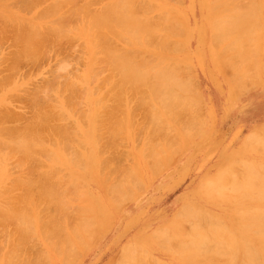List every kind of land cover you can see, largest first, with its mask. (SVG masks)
<instances>
[{
    "label": "rangeland",
    "instance_id": "rangeland-1",
    "mask_svg": "<svg viewBox=\"0 0 264 264\" xmlns=\"http://www.w3.org/2000/svg\"><path fill=\"white\" fill-rule=\"evenodd\" d=\"M29 1L0 0V28L2 29L0 31L4 33L3 35L5 31H8L5 36H2L0 32V78H2L0 79L2 85H0V110L4 107L1 113L5 111L3 115L0 113L3 117H0V128L1 125H6V129L7 126L14 129L12 126L16 128L19 125L23 128L27 126L30 128L29 126L32 127L34 122L38 124L39 121V124L40 122L42 124L41 126L38 124V127L43 126L46 129L36 128V126L35 128L38 131L41 130L39 133L46 150L32 148L30 152H26L11 149L10 146L0 148V264H192L196 260L188 262L191 258L187 256L190 254L189 245L191 247L189 235L192 238L197 237L190 234L192 227L197 228L194 234L200 231L198 227L202 228L203 222H207V215H210V218L214 217L216 221L221 220L219 223L225 224L227 228L233 227L239 223L234 222L238 220L237 210L256 208L260 205L258 204L260 200L255 198V192L247 190V181L248 178L255 182L264 181V136L252 139V136L261 135L264 132L262 131L264 129V0H239L237 3L239 6L235 3L231 5V9L238 6L241 11L250 9L251 12L250 31L246 32V37L244 33L243 36L234 35L243 43L242 47L237 43L235 46L231 43V45L224 42L218 43L219 41L216 42L217 47L212 44L215 43V39H212L214 23L211 25L213 16L210 3L213 2L212 0H153L155 3L152 0L139 1V4L150 3L145 6L146 8L151 6L152 11L148 8L146 10L149 12L145 13L146 10L142 12L153 21L150 19V22L148 19L146 21L150 24L152 22H155L154 25L158 24L156 28L152 24L157 33H155L156 37L152 36L150 44L147 40L148 43L144 42L145 45L143 39L140 45L135 34L129 30L131 27L133 32V23L132 25L129 23L128 27L125 26L127 22L124 24L126 28L119 23L117 27L115 22L116 26H114L113 21L112 24L107 22L110 26L113 25L115 32L112 35L110 34L112 32L105 31L109 28L106 25L107 28H101V30L104 29L107 36L101 40L103 37L100 35L103 32L100 29L95 30L96 26L92 25L91 16L96 18L95 8L99 11L101 6L103 10L108 11L113 7L108 5L111 2L115 4V0H100L101 2L97 0L96 3L92 0L93 4L88 3L91 6L87 5L88 0H78V3H76L77 0H69L70 3L64 0L65 7L63 0L62 2L56 0L59 6H63L58 8L59 11L54 6L57 13L55 10V13L48 11L51 9L49 8L51 4L58 5L55 0H32L35 7L32 4L30 6ZM73 1L75 3L72 5ZM134 1H129L128 9ZM229 1L231 0H227ZM22 2L28 3L24 6ZM118 2L119 0L116 3ZM151 3L158 7L155 8L154 5L153 10ZM26 4L27 6L29 4V8ZM69 5H72L75 10L69 9ZM114 8L117 9L116 4ZM137 8L135 7L138 11L143 9ZM114 11L115 9L112 13ZM129 11L133 12L134 8ZM38 12H40L39 15H36ZM46 12V17L42 18ZM51 12L55 15L50 14ZM66 12H68L67 15ZM107 13H110L109 16L107 14L109 18L112 14L111 10ZM164 13L168 15L162 16ZM146 15H142L144 19L147 18ZM37 16L42 17L36 18ZM88 17L91 19L89 21L91 25L87 22ZM154 17L156 20L160 19L159 23L154 21ZM161 17L165 18L162 22H160ZM167 17H170L169 21H166ZM54 19L57 23L51 22ZM67 19L69 20L66 23ZM163 21H165L164 25L160 26L159 24ZM28 25H31L32 29H29ZM173 25H175L174 28ZM11 26L14 27L10 29ZM159 26L163 32L157 30ZM165 26H168L167 31L174 29L171 32L172 36L163 30ZM28 29L38 30V36L42 38L45 36L43 38L45 42L40 43L43 39L38 38L37 35L35 37L34 30L31 35ZM13 31L16 32L14 37ZM165 32V38L167 35L169 37L164 43L170 41L169 47L164 48L163 46L164 49H160L161 41L158 42V39L165 40L163 37ZM22 33L27 36H21ZM147 34L143 32L145 38L148 37ZM95 35L101 41L95 39ZM11 36L12 39H10ZM3 37L4 40H2ZM37 38L39 41H35ZM17 39H22V43ZM156 40L158 45L155 46ZM34 42H37L39 47ZM43 44L45 46L41 47ZM224 44L226 46H221ZM22 45L25 49L28 48L25 50L27 52L23 50ZM25 45L31 48H26ZM154 46L156 48H153ZM118 47L119 49L122 47V51L117 49ZM113 49L117 50L113 52ZM221 49H225V52H221ZM23 51L25 54H30L31 58L28 54L22 53ZM33 52L35 54L37 52L36 56ZM237 52L239 55L244 52L243 57L241 56L242 60L239 59ZM12 54L14 57L11 56ZM235 54L238 57H236L237 62L241 64H235ZM156 56L158 60L162 56L169 58H160L165 59L166 62L169 61L164 64L161 60L162 63L157 66L161 73L165 74L166 70V74L168 70L171 73L168 72L165 76L167 79L165 77L162 80L159 79L160 82H156L158 79L155 78V83L163 88L157 85L158 90L155 91V83L153 88L151 83L148 82L145 85L143 82L144 77L148 73L150 75L151 71L148 67L151 65L150 69L153 72L157 67L153 68V64L156 61L159 63ZM11 57L15 59L12 58V60ZM140 59H144L141 60L144 65L140 69H145V74L143 73L145 76L142 74L136 76L137 73L142 72V70L138 71L139 66L137 70L131 66V72L126 73L129 70L128 65L135 64L136 66ZM232 63L235 68L236 66L241 67L236 68L240 71L236 72L235 68L232 71L230 68L233 67ZM4 66H9L11 70H5ZM16 66L19 68L16 70L18 72L15 71ZM162 66L165 68L167 66V68L164 69ZM122 68L125 71H122ZM235 72L238 74L232 80ZM122 74L132 75V81L128 82L130 77L127 76L128 79L123 77L122 80ZM133 74L137 79L143 78L140 86L136 85L138 83ZM237 78L238 80H235ZM133 80L134 83H132ZM165 80L168 86L167 82L162 85V81ZM171 80H174L172 85ZM66 81L70 83L71 89ZM71 82H74L73 86ZM62 83L66 84L67 88ZM38 87L46 89H42V92L41 89L36 90ZM72 87L75 88L74 91ZM150 87L158 95L161 91L165 92L166 95L163 93L165 96L160 95L164 99L160 100V96L156 99L155 92L153 93L155 99H153ZM171 89L174 94L171 93ZM45 90L47 96L44 95ZM25 91H28V94ZM166 91L172 96L180 97L182 101L180 98L179 101L182 105L175 102L177 98L173 99L172 103L170 99L174 97L170 94L167 97ZM21 93L23 97L20 96ZM28 95L31 98L27 97ZM26 98L29 101L32 100L29 102ZM45 99L48 100L45 101ZM37 104H42L40 109L43 110L41 111L53 107L54 112L51 109L49 114L53 112L50 116L54 118L47 116L46 110L44 114H47L45 118L48 121L42 118L44 116L42 114H40L42 119L40 116L34 119V115L37 116L39 112L43 113L39 111ZM31 109L37 114L33 111L35 114L33 113L32 116ZM8 112L10 119L6 117ZM19 112L21 115H16ZM23 114L27 116L22 117ZM14 118L19 119L14 120ZM11 123L13 125L10 127ZM55 126L59 128L57 127L56 130ZM22 127L17 128L19 131L16 135L7 136V138L11 137V140L6 139L7 132L2 127L4 130L1 128L0 133L5 134L3 136L5 138L0 135V140H9L15 144L14 140L18 139L20 131L23 130ZM49 127L50 129L52 127L53 131L49 130ZM57 131H59L58 134ZM47 132L48 136L45 134ZM57 136L59 137L58 142ZM48 137L56 139L49 140ZM246 138L256 142L251 143L250 140L247 142ZM261 138L262 143H260ZM51 141L56 143H51ZM244 164L252 168L250 169L252 171L249 170L250 174ZM258 166H261L260 170ZM241 167L247 171L243 172ZM226 170L229 171L231 177ZM235 178L237 182L233 181ZM219 180L220 183H217ZM236 184L237 187L239 185V189L242 187L239 193L236 192L239 189L233 186ZM216 186L220 192L215 189ZM31 187L32 189L41 188L48 192L57 191L58 194L47 192L44 195L28 196V189ZM233 188L237 190L234 191ZM56 200H62L59 206L54 204ZM31 201L36 203V206L33 203L31 205ZM189 206H193V209L189 208L190 211L187 208ZM176 216L178 217L175 218ZM26 217L31 220H27ZM197 218H201V221ZM196 221L201 222V225ZM192 223H196L197 226ZM47 229L50 232L54 230L55 235L45 237ZM169 235L172 239L171 236L169 239ZM154 237L157 239L154 240ZM55 243L59 244L58 247L62 252L57 251ZM211 243L209 241L208 245ZM186 256L189 259L184 260L183 257ZM221 263V260L213 262V264Z\"/></svg>",
    "mask_w": 264,
    "mask_h": 264
},
{
    "label": "bare ground",
    "instance_id": "bare-ground-1",
    "mask_svg": "<svg viewBox=\"0 0 264 264\" xmlns=\"http://www.w3.org/2000/svg\"><path fill=\"white\" fill-rule=\"evenodd\" d=\"M21 1V0H20ZM29 1V0H28ZM30 1H32V0H30ZM29 1V3H30V6H31V4L32 3H34L33 1L32 2H30ZM36 1H40V0H36ZM56 1V0H55ZM55 1H54V3H55ZM61 2H62V0H60ZM72 1V0H71ZM87 1V0H86ZM100 1V0H99ZM98 1V2H99ZM129 1H132V0H129ZM129 1H127V0H119V2L118 3H116L117 2V0H115V4H116V6H117V9L116 8H114V6H115V4H113L114 2H111V4H109L108 2V4H106V5H108L109 7H111V5L113 6L112 8H110L108 11L110 12V10H111V13H112V11L115 9V11L111 14V16H112V18H111V16L108 18V16L110 15V13H107L108 11L107 10H103L104 8H102V6H101V9H99V11L97 10V8H95L96 9V11H95V13L94 12H92V14L94 13L95 14V16H96V18L95 17H93V16H91L92 18H93V23H92V25H94V27L96 26V29L95 30H98V29H100L101 30V28H107V27H109V28H107V29H105V31L107 30L108 31V33L109 32H112V33H110V34H112L113 35V32H115L114 30V27H113V25H111L112 26V28H111V26H110V24H112V21H113V24H114V26H116L117 25V27H118V23L119 24H121V25H123L122 27H124V28H126L125 26H128V24L130 23H133V25H134V30H133V32H132V28L131 27H129L130 29V31H131V33L132 34H135V36H136V38H137V41H140V45H142V43H141V41H142V39H143V43L144 42H146L147 40H149L148 42H146V43H148V44H150V41H152L151 40V38H153L152 36H154V37H156V35H155V33H156V30L154 29V27H152V24L154 25L155 24V22L153 23L152 22V24H150L149 22H150V20L151 21H153V19H151L150 17H148L145 13L146 12H149V11H147L146 9H148V10H151L150 9V7L151 6H149L148 8H146L147 6H145L146 4L148 5V4H150L149 2H145V4H143V3H141V4H139V1L141 2V1H143L144 2V0H135L134 1V3H136L137 4V2H138V4L136 5V4H134L133 2H131V3H133L132 5H134V7H132V5H130V9H128V3H129ZM137 1V2H136ZM146 1V0H145ZM147 1H149V0H147ZM153 1V0H152ZM213 2L212 3H210V8H211V12H212V16H213V18H212V23H211V25H213V23H214V25H213V35L214 36H212V39L214 38L215 39V43H212L215 47H217L216 46V42L217 41H219L218 43H222V42H224L225 44H228V45H231V44H236L237 43V45H239V46H244L243 45V43L242 42H240L239 41V39H236L235 37H234V35H240V36H243V33H244V37H246L245 35H246V32H249L250 31V27H249V25H250V17H251V12H250V9L249 10H243V11H241L239 8H238V6H239V4H237L238 3V1L239 0H236V2H235V0H231V1H229V2H227V0H225V1H222V0H212ZM24 2V1H23ZM21 3L22 5L24 4V6H25V3H28V2H25V3ZM44 2V1H43ZM59 2V1H58ZM61 2H59V3H61ZM63 2H64V0H63ZM66 2H68V3H70L69 2V0L68 1H66ZM90 2V4H93V2H92V0L90 1V0H88V2H86L87 3V5L89 6L90 4H88ZM92 2V3H91ZM95 3L97 2V0H95L94 1ZM101 2V1H100ZM154 2V1H153ZM16 3V2H15ZM41 3V2H40ZM40 3L38 4V5H40ZM50 3V2H49ZM49 3H47V4H49ZM56 3H57V1H56ZM67 3V4H68ZM73 3H75V1H73L71 4L73 5ZM76 3H78V0H77V2ZM130 3V4H131ZM155 3V2H154ZM237 4L238 6L236 7V8H234V9H231V5H235V4ZM20 4V5H21ZM35 4H37V3H35ZM46 4V5H47ZM51 4V3H50ZM58 4V3H57ZM144 6H143V5ZM10 5V4H9ZM33 5V4H32ZM45 5V6H46ZM65 5V2L63 3V6ZM72 5L70 6V7H68L69 9H71V10H73V7H72ZM79 5V4H78ZM84 5H85V3H84ZM87 5H85V6H87ZM97 5H99L98 3H97ZM119 5V6H118ZM136 5V6H135ZM141 5V7H139V6ZM151 5H153L152 3H151ZM155 5V8L156 7H158V5L156 6V4H154ZM154 5L152 6V8H153V10L155 9L154 8ZM8 6V5H7ZM11 6V5H10ZM17 6V5H16ZM26 6H27V4H26ZM34 6V5H33ZM33 6H32V8H33ZM36 6V5H35ZM34 6V7H35ZM48 6H50V5H48ZM48 6H47V9H48ZM53 6V7H52ZM54 6H55V8H57V10L59 11L60 9H58V8H62L63 6L61 5V6H59V4L58 5H55V4H51V6L49 7V8H51V9H48V11L50 12V11H54L55 9H54ZM66 6V5H65ZM64 6V7H65ZM76 6V5H75ZM91 6V5H90ZM13 7V6H12ZM21 7V6H20ZM72 7V8H71ZM77 7V6H76ZM76 7H74V8H76ZM135 7L137 8V9H139V8H143V9H141V11H138V10H136L135 9ZM144 7H145V9H144ZM27 8H29V4H28V6H27ZM78 8V7H77ZM88 8H90V7H88ZM87 8V9H88ZM114 8V9H113ZM132 8H134V13L133 12H130L129 10H132ZM31 9V8H30ZM44 9H46V8H44ZM46 9V10H47ZM65 9H67V8H65ZM91 9V8H90ZM160 9V8H159ZM24 10H25V8H24ZM45 10V11H46ZM75 10V9H74ZM73 10V11H74ZM77 10V9H76ZM79 10V9H78ZM91 10H93V9H91ZM146 10V11H145ZM234 12H233V11ZM236 10H238V11H236ZM39 11V10H38ZM43 11V10H42ZM44 11V12H45ZM56 11V10H55ZM55 11H54V13H55ZM68 11V10H67ZM80 11V10H79ZM104 11V12H103ZM107 11V12H106ZM135 11H137L136 13H135ZM142 11H145V13L144 12H142ZM152 11V10H151ZM173 11V10H172ZM172 11H171V13H172ZM48 12V13H49ZM50 13V14H54V13ZM76 12V11H75ZM100 12V13H99ZM105 12H106V14H105ZM139 12V13H138ZM156 12H157V10H156ZM175 12V11H174ZM39 13L40 12H38V14H36V15H39ZM56 13H57V11H56ZM63 13H65V12H63ZM67 13L68 12H66V15H67ZM99 13V14H98ZM142 13V14H141ZM155 13V12H154ZM167 13V12H166ZM44 14V13H43ZM49 14V15H50ZM79 14H80V12H79ZM88 14L89 15H91L89 12H88ZM93 14V15H94ZM107 14H108V16H107ZM135 14H136V16H135ZM140 14V15H139ZM144 14V16L146 15V19H144L145 17H143L142 15ZM163 14V13H162ZM41 15H42V13H41ZM46 15H47V12H46V14L42 17V16H37L36 18H40V17H42V18H44V17H46ZM55 15V14H54ZM63 15V14H62ZM137 15H139L138 17H137ZM155 15V14H154ZM160 15H161V12H160ZM168 14H166L165 15V13H164V15H162V16H164V17H166ZM170 15V14H169ZM179 15V14H178ZM210 15V14H209ZM65 16V15H64ZM63 16V17H64ZM85 16V15H84ZM88 16V15H87ZM153 16V15H152ZM151 16V17H152ZM48 17V16H47ZM82 17H83V14H82ZM106 17H107V19L109 20H107L106 19ZM156 17V16H155ZM154 17V21L156 20V18ZM160 17V16H159ZM162 18L161 19V21L160 22H162V20H164L165 18ZM171 17V16H170ZM169 17V18H170ZM59 19L61 18V16L60 17H58ZM66 18V17H65ZM110 18H111V20H110ZM168 17L166 18V21L169 19ZM34 19V18H33ZM56 19H57V17H56ZM56 19H54V20H51V22L52 23H57L56 21ZM69 19H70V17H69ZM69 19H67L66 20V23H67V21L69 20ZM72 19H73V17H72ZM86 19V18H85ZM149 20V22L148 21H146V20ZM178 19V18H177ZM213 19H214V21H213ZM56 20V21H55ZM158 20H160V19H157L156 21H158ZM174 20H176V18L174 17ZM54 21V22H53ZM89 21H91V19H89V17H88V21L87 22H89ZM169 21V20H168ZM173 21V19L169 22L170 24H171V22ZM13 22V21H12ZM15 22V21H14ZM59 22H61V21H59ZM107 22H109V23H107ZM117 23L116 25H115V23ZM121 22V23H120ZM126 22H127V25H125L124 26V24H126ZM164 22L165 21H163V23L161 24H159L160 26L162 25H164ZM176 22V21H175ZM174 22V23H175ZM16 23V22H15ZM20 23H22L21 21H20ZM90 23V25H91V22H89ZM88 23V24H89ZM123 23V24H122ZM158 23H159V21H158ZM168 23V22H167ZM168 23V24H169ZM177 23V22H176ZM175 23V24H176ZM61 24V23H60ZM19 25V29H21L20 28V24H18ZM106 25H108L107 27H106ZM132 25V24H131ZM158 24H156V25H154L155 26V28H156V26H157ZM167 25V24H166ZM178 25V24H177ZM22 26V28H23V24L21 25ZM26 26V25H25ZM29 26V25H28ZM31 26V25H30ZM29 26V27H30ZM46 26V25H45ZM120 26V25H119ZM160 26L158 27V29L157 30H159V31H161V32H163L162 31V29L160 28ZM172 26V25H171ZM180 26V25H179ZM182 26V25H181ZM3 27V26H2ZM14 27V26H13ZM12 26L10 27V29L11 28H13ZM41 27H42V25H41ZM116 27V28H117ZM128 27H127V30H128ZM168 28V26H165V29H163V30H165L166 32H168V33H170L171 34V32H172V30H174L173 28L175 27V25H173V28H171V29H168V31L166 30L167 28ZM42 28H44V27H42ZM41 28V29H42ZM47 28V27H46ZM45 28V29H46ZM163 28V27H162ZM1 29V28H0ZM8 29V28H7ZM6 29V30H7ZM16 29V28H15ZM14 29V30H15ZM18 29V28H17ZM16 29V30H17ZM18 29V31H20ZM29 29H32V27H30ZM28 29V30H29ZM37 29H39V28H37ZM45 29H42V30H45ZM104 29H102L101 31L103 32H100V33H102L101 35H100V37H103V38H101V40H103L104 39V37H106L107 36V34H105V31H104ZM13 30V29H12ZM15 30V31H16ZM23 30H24V28H23ZM34 30V29H33ZM32 30V31H33ZM128 30V31H129ZM1 31H2V29H1ZM0 31V32H1ZM15 31H13V37L15 36ZM22 31V30H21ZM30 31V30H29ZM32 31H30L29 33L31 34V32ZM35 31V30H34ZM99 31V30H98ZM129 31V32H130ZM154 33H153V32ZM170 31V32H169ZM175 31H177V29H175ZM3 32H4V30H3ZM6 32H8V31H5V35H6ZM12 32V31H11ZM38 30L37 31H35V33H33L34 35H35V37H37L39 34H38ZM49 32V31H48ZM51 32V31H50ZM128 32V33H129ZM143 32H147L148 34V37L147 38H145L144 36H143ZM166 32L163 34L164 36V38H165V36H166ZM19 33V32H18ZM42 33H44V31L42 32ZM150 33H151V35H150ZM154 35H153V34ZM1 34H2V32H1ZM4 34V33H3ZM2 34V36H5V35H3ZM8 34V33H7ZM20 34H21V32H20ZM20 34H18V35H20ZM45 34H46V32H45ZM137 34V35H136ZM157 34V33H156ZM160 34V32L158 33V35ZM12 35V34H11ZM32 35V34H31ZM37 35V36H36ZM46 35H48V34H46ZM97 35L99 36V34L97 33ZM103 35V36H102ZM105 35V36H104ZM147 35H145V36H147ZM17 36V35H16ZM21 36H24L23 35V33H22V35ZM25 36H27L26 34H25ZM24 36V37H25ZM97 36V37H98ZM151 36V37H150ZM171 36H172V34H171ZM174 36V35H173ZM18 37V36H17ZM16 37V38H17ZM45 36H43V38H44ZM47 37V36H46ZM96 37V35H95V39L97 38ZM99 37V38H100ZM162 36H160V38H163ZM167 37H169V35H167ZM166 37V38H167ZM0 38H1V36H0ZM20 38V37H19ZM38 38H42V36L41 37H39L38 36ZM37 38V40L35 39V41H39V39ZM42 38V39H43ZM51 38V37H50ZM146 40H145V39ZM149 38V39H148ZM158 38H159V36H158ZM157 38V39H158ZM163 38V39H164ZM166 38H165V40H161V39H158L159 41L158 42H160L159 43V47H160V49L161 48H163V46H165L164 48H168L169 47V43H170V41H169V43H164L165 41H166ZM235 38V39H234ZM238 38H239V36H238ZM10 39H12V36H11V38ZM23 39V38H22ZM22 39H20V40H18V41H20L21 43H22ZM28 39V38H27ZM32 39V38H31ZM52 39H53V36H52ZM155 39V38H154ZM168 39V38H167ZM211 39V40H212ZM1 40V39H0ZM2 40H4V37L2 38ZM7 40V39H6ZM17 40H15V43H17L16 41ZM24 40V39H23ZM62 40V39H61ZM68 40V39H67ZM97 40H99L98 38H97ZM96 40V41H97ZM101 40H99V41H101ZM127 40V39H126ZM145 40V41H144ZM13 41H14V39H13ZM29 41V40H28ZM32 41H33V39H32ZM42 41V42H41ZM48 41H49V38H48ZM105 41V40H104ZM103 41V42H104ZM129 41V40H128ZM3 42V41H2ZM5 42V41H4ZM43 42H45L44 41V39L43 40H40V43H43ZM51 42V41H50ZM59 42V41H58ZM61 42V41H60ZM66 42H68V41H66ZM157 40H156V44H155V46L156 45H158L157 43ZM24 43V42H23ZM27 43V42H26ZM31 44H32V42H30ZM35 43V42H34ZM33 43V44H34ZM46 43H47V41H46ZM63 43V42H62ZM128 43V42H127ZM231 43V44H230ZM28 44V43H27ZM35 44H37V42L35 43ZM47 44H50V43H47ZM46 44V45H47ZM101 44H104V43H101ZM108 44V43H107ZM111 44V43H110ZM151 44H153V43H151ZM162 44V46H160ZM167 46H166V45ZM221 45V46H226V45ZM30 45V44H29ZM55 45V44H54ZM65 45V44H64ZM63 45V46H64ZM68 45V44H67ZM106 45V44H105ZM144 45H145V43H144ZM31 46V45H30ZM37 46H38V44H37ZM44 47L45 46V44H43V45H41V47ZM149 46V45H148ZM152 46V45H151ZM153 47V48H156V47ZM236 46V45H235ZM25 47L27 48V47H29V46H26L25 45ZM32 47H34V46H32ZM39 47V46H38ZM50 47V46H49ZM108 47L110 48V45H108ZM117 47V46H116ZM115 47V48H116ZM145 47V46H144ZM21 48V47H20ZM22 48H24V46L22 45ZM21 48V49H22ZM29 48H31V47H29ZM55 48V47H54ZM64 48V47H63ZM120 47H118L117 49H119ZM163 48V49H164ZM235 48H237V47H235ZM239 48V47H238ZM20 49V50H21ZM28 49V48H27ZM27 49H23L24 51L25 50H27ZM40 49V48H39ZM66 49V48H65ZM117 49H115V50H117ZM121 49H122V47H121ZM121 49H119V50H121ZM146 49H147V47H146ZM159 49V50H160ZM226 49V48H225ZM225 49H221V52L223 51V52H225ZM41 50V49H40ZM43 50V49H42ZM41 50V51H42ZM55 50V49H54ZM63 50V49H62ZM111 50H112V48H111ZM114 49H113V52L115 51ZM148 50V49H147ZM227 50V49H226ZM231 50H233V49H231ZM22 51V50H21ZM20 51V52H21ZM24 51L22 52V53H24ZM36 51H38L37 50V48H36ZM122 51V50H121ZM236 51H239V49L237 50L236 49ZM19 52V53H20ZM25 52H27V51H25ZM49 52V51H48ZM54 52V51H53ZM117 52V51H116ZM127 53H128V51H126ZM125 52V53H126ZM143 52V51H142ZM162 52V51H161ZM167 52V51H166ZM227 52V51H226ZM241 52V51H240ZM18 53V52H17ZM122 53V52H121ZM236 53V52H235ZM239 52H237V54H238ZM243 53L244 52H242V53H240V60H242L241 59V56L243 55ZM25 54V53H24ZM28 53H26L25 55H27ZM36 54H37V52H36ZM36 54L33 52V55H35L36 56ZM42 54H44V53H42ZM140 54H141V52H140ZM222 54H224V53H222ZM226 54V53H225ZM237 54H235V58L234 59H236V63L235 64H237L238 62H237ZM31 55H32V53H31ZM46 55V54H45ZM151 55H153V54H151ZM150 55V56H151ZM11 56H13L14 57V55L12 54ZM28 56H30V54H28ZM28 56H26L27 58H29ZM35 56H32V57H35ZM149 56V55H148ZM232 56V55H231ZM231 56H229L230 57V59H231ZM13 57H11L10 59H12ZM46 57H48V56H46ZM157 57V56H156ZM155 57V58H156ZM163 57V56H162ZM162 57H160V58H162ZM164 57H166V58H168L167 56H164ZM163 57V58H164ZM228 57V58H229ZM237 57V58H236ZM243 57V56H242ZM30 58H31V56H30ZM37 58V57H36ZM154 58V59H155ZM159 58V60H158V57H157V60L159 61V63L156 61V63H154L153 61V65H154V67L153 68H155L158 64H160V63H162V61H164V64H167L168 63V61L166 62V60L164 59H160ZM7 59V58H6ZM13 59H15V58H13ZM12 59V60H13ZM42 59V58H41ZM44 59V58H43ZM48 59V58H47ZM171 59V58H170ZM226 60H229V59H227V58H225ZM232 59H233V57H232ZM238 59V60H239ZM141 60H144V59H140L139 61H140V63H139V61L136 63V66H135V64L134 65H132V64H130V66L128 65V72H126V73H130L131 71H130V68H132V67H134L133 69H135L136 68V70H137V66H139V72H141V70L142 69H140L144 64H142L141 63ZM162 60V61H161ZM4 61H7V60H4ZM16 61V60H15ZM14 61V62H15ZM38 61V60H37ZM127 62V61H126ZM13 63V62H12ZM234 63V62H233ZM233 63L231 64V65H233ZM6 64H7V62H6ZM128 64H129V62H128ZM238 64H241V63H238ZM11 65V64H10ZM123 65H125V63H123ZM122 65V66H123ZM126 65H127V63H126ZM141 65V66H140ZM230 65V64H229ZM230 65V66H231ZM132 66V67H131ZM151 66V65H150ZM148 67L149 68V70L151 71L150 72V75H149V71H147V73H148V75L150 76V78H149V76L148 75H144L145 74V69L144 70H142V72L141 73H137V75L136 76H139V75H143V76H145L144 78H145V80H144V82H143V84L145 83V85L146 84H148V82L149 83H151V85H152V87L154 88V83H155V78L156 79H158V80H156V82H160L161 80H162V78H164L165 76H167V74H168V72H170L169 70H168V72H167V74H166V71H165V74L164 73H161L159 70H158V66L155 68V70L152 72V70L150 69L151 67ZM239 66V65H238ZM5 67V70H7V69H10V68H8V67H6V66H4ZM123 67H125V66H123ZM145 67H146V65H145ZM164 69H166L167 68V66H166V68L164 67V66H162ZM12 69H13V65H12V67H11ZM16 68V69H15ZM14 69H15V71L17 70V66L15 67ZM147 68V69H148ZM230 68H232L231 70L233 71V69L235 68V66L233 65V67H230ZM236 68H238V69H240L239 67H237L236 66ZM236 68H235V70H236ZM19 69V68H18ZM133 69H131V70H133ZM146 69V70H147ZM159 69H160V67H159ZM2 70V69H1ZM11 70V69H10ZM125 71V69H123L122 68V71ZM135 70V71H136ZM158 70V71H157ZM161 70V69H160ZM8 71V70H7ZM52 71V70H51ZM238 71H240V70H238ZM237 70H236V72H238ZM6 72V71H5ZM12 72V71H11ZM14 72V71H13ZM12 72V73H13ZM16 72H18V71H16ZM16 72L14 73V75L16 74ZM53 72V71H52ZM132 72H134V70L132 71ZM235 72V73H236ZM10 73V72H9ZM144 73V74H143ZM151 73H152V75H151ZM171 73V72H170ZM169 73V74H170ZM234 73V72H233ZM240 73V72H239ZM7 74V76H8V73H6ZM22 74H23V72H22ZM133 74V76H134V79H135V81H137L136 83H138V84H136V85H138V86H140L141 84H140V81H142L143 80V78H140L139 77V79H137V77H135V75ZM173 74V73H172ZM171 74V75H172ZM238 73H236V74H233L232 75V80L234 79V77H235V75H237ZM242 74V73H241ZM241 74H239V76L241 75ZM3 75H5V74H3ZM2 75V76H3ZM120 75H121V73H120ZM171 75H170V77H171ZM173 75H175V74H173ZM66 76V75H65ZM110 76V75H109ZM130 77V79H128L127 77ZM147 76H148V78H147ZM169 76V75H168ZM239 76H237L238 78H239ZM14 77V76H13ZM12 77V78H13ZM53 77V76H52ZM123 77H125V78H127L129 81L128 82H131L132 81V75H125V74H122V80H123ZM152 77V78H151ZM11 78V77H10ZM60 78V77H59ZM124 78V79H125ZM154 78V79H153ZM166 78V77H165ZM238 78L237 79H235V80H238ZM0 79H2V78H0ZM69 79V78H68ZM107 79V78H106ZM127 79H125V80H127ZM146 79H149V80H147L146 81ZM159 79H161V80H159ZM167 79V78H166ZM229 79V78H228ZM230 79H231V77H230ZM42 80H43V78H42ZM46 80V79H45ZM62 81H63V79H61ZM67 80V79H66ZM138 80H139V82H138ZM151 80L153 81V82H151ZM55 81V80H54ZM59 81H60V79H59ZM61 81V82H62ZM68 81V80H67ZM66 81V82H67ZM107 81L109 82V80L107 79ZM134 80H133V82L132 83H134L135 82ZM146 81V82H145ZM2 82L4 83V76H3V80H2ZM113 82V81H112ZM163 82V84L162 85H165V83L167 82L166 80L165 81H162ZM172 82L174 83V80L172 81L171 80V85H172ZM36 83H39V82H36ZM42 83V82H41ZM48 83V82H47ZM63 83H64V81H63ZM62 83V84H63ZM67 83H69V82H67ZM72 83V82H71ZM170 83V82H169ZM233 83V82H232ZM35 84V83H34ZM156 84V83H155ZM177 84V83H176ZM1 85V84H0ZM31 85H33V83L31 84ZM40 85V84H39ZM43 85V84H42ZM48 85V84H47ZM64 85V84H63ZM68 85V84H67ZM69 85H70V83H69ZM74 85V82L72 83V86ZM120 85H121V83H120ZM136 85H135V87H136ZM157 85H159L158 83L155 85V91L156 90H158V88L156 87ZM166 85L168 86V82L166 83ZM2 86V85H1ZM0 86V87H1ZM41 86V85H40ZM65 87H66V84L64 85ZM166 86V87H167ZM170 86V85H169ZM175 86V85H174ZM46 87V86H45ZM44 87V88H45ZM123 87V86H122ZM121 87V88H122ZM132 87H134V85H132ZM159 87H161L160 85H159ZM166 87H164V88H166ZM34 88V87H33ZM44 88H40L41 89V91L43 92V90L42 89H44ZM67 88V87H66ZM65 88V89H66ZM162 88V87H161ZM161 88H159V89H161ZM167 88H169V87H167ZM39 89V87L36 89V90H40ZM46 89V88H45ZM62 89H64L63 88V86H62ZM70 89H71V85H70ZM150 89H151V87H150ZM149 89V90H150ZM154 89H151V91H152V98L153 99H155L154 97H156V99H157V96L159 97L161 94H165V92H163L162 93V91L161 90H159V91H161L160 93V95H158L155 91H154ZM163 89V88H162ZM178 89H180L179 87H178ZM75 90V88H73L72 87V91H74ZM76 90H77V87H76ZM114 90V89H113ZM168 90V89H167ZM31 91V90H30ZM35 90H33V92H34ZM41 91H38L39 93L41 92ZM158 91V92H159ZM170 91V90H169ZM22 92V91H21ZM26 92V91H25ZM24 92V93H25ZM47 91L45 90V94L44 95H46L47 93H46ZM150 92V91H149ZM155 92V94H156V96L153 94ZM127 93V92H126ZM166 93L168 94V91H166ZM171 93L172 94H174V91L171 89ZM170 92H169V94L172 96V94H171ZM14 94V93H13ZM26 94H28V91L26 92ZM163 94V96H165ZM169 94L167 95V97L169 96ZM33 95V94H32ZM31 95V96H32ZM34 95H36V94H34ZM38 95V94H37ZM150 95V94H149ZM153 95H154V97H153ZM178 95V94H177ZM12 96V95H11ZM20 96H22V93H21V95ZM47 96V95H46ZM163 96L161 97L160 96V100H163L164 98H163ZM170 96V97H171ZM23 97V96H22ZM27 97H29V98H31L30 97V95H28ZM34 97V96H33ZM36 97V96H35ZM39 98H40V96H38ZM172 97H174V98H171L170 100H171V102L173 101V99H175V98H177L176 100H175V102H179L178 104H180V102L182 101L181 100V98L180 97H178V96H176V95H174V96H172ZM9 98H12V97H9ZM37 98V97H36ZM35 98V99H36ZM38 98V99H39ZM47 98V97H46ZM179 98H180V100L181 101H179ZM22 99H24V98H22ZM159 99V98H158ZM183 99V98H182ZM10 100V99H9ZM12 100V99H11ZM26 100H28L27 98H26ZM32 100V99H31ZM30 100V101H31ZM34 100V99H33ZM48 100V99H47ZM46 99H45V101H47ZM21 101V100H20ZM29 101V100H28ZM29 101V102H30ZM35 101V100H34ZM36 101H37V99H36ZM66 101V100H65ZM12 102V101H11ZM13 102H16V101H13ZM18 102V101H17ZM41 102V101H40ZM39 102V103H40ZM43 102V101H42ZM160 103H162L161 101H159ZM170 102V101H169ZM174 102V101H173ZM172 102V103H173ZM9 103V102H8ZM38 103V104H39ZM47 103V102H46ZM159 103V104H160ZM37 104V106H39L38 108L40 109V106L42 105H38ZM43 104H44V102H43ZM50 104V103H49ZM175 104V103H174ZM47 105H48V103H47ZM46 105V106H47ZM182 104H180V106H181ZM25 106V105H24ZM28 106H29V104H28ZM44 106V105H43ZM184 106V105H183ZM6 107V109H7V106H5ZM16 107V106H15ZM27 107V106H26ZM50 107V106H49ZM10 108V107H9ZM35 108V107H34ZM34 108H32V109H34ZM44 108V107H43ZM46 108V107H45ZM53 108V107H52ZM51 108V109H52ZM3 109H4V107H3ZM3 109L2 110H0V113L3 111ZM5 109V110H6ZM32 109H31V111H32ZM38 109V110H39ZM51 109L49 108V109H44V111H41V110H43V109H40L39 111H41V112H43V113H38V115L36 116V115H34L35 117H34V119L36 118V117H39L40 116V118L42 117V115H44L42 118H44L45 119V121L47 120L46 118H47V116H49V117H53L54 118V116H50V115H52L53 114V109H52V111L53 112H51L52 114H49V112L51 111ZM8 111H9V109H7ZM11 110H12V112H13V109L11 108ZM11 110H10V112H11ZM35 110V109H34ZM33 110V111H34ZM32 111V116H33V113L35 112H33ZM48 113V115L47 114H44V113H46V112ZM5 112V111H4ZM4 112L3 113H1L2 115L4 114ZM16 112H17V110H16ZM31 113V112H30ZM36 114H37V112H35ZM34 113V114H35ZM0 114V115H1ZM14 114V113H13ZM21 115V113L19 112L18 114H16V115ZM40 114H42V115H40ZM47 115V116H46ZM15 116V115H14ZM26 116H27V114H26ZM26 116H24V114L22 115V117H26ZM45 116H46V118H45ZM0 117H2V116H0ZM4 117H5V115H4ZM6 117H9V112H8V114L6 113ZM11 117H13V116H11ZM3 118V117H2ZM41 118V119H42ZM8 119H10V117L8 118ZM15 119H19V118H14V120ZM32 119V118H31ZM31 119H29V121L31 122ZM34 119H32L33 121H34ZM44 119L42 120V121H44ZM1 120V119H0ZM16 120V121H17ZM22 120V119H21ZM25 120V119H24ZM10 121V120H9ZM13 121V120H12ZM11 121V122H12ZM16 121H14V123H16ZM20 121V120H19ZM23 121V120H22ZM21 121V122H22ZM37 121V120H36ZM48 121V120H47ZM5 122V121H4ZM26 122H27V120H26ZM49 122H50V119H49ZM48 122V123H49ZM10 123V122H9ZM20 123V122H19ZM23 123H24V121H23ZM47 123V122H46ZM1 124V123H0ZM3 124V123H2ZM6 124V123H5ZM25 124V123H24ZM35 124H37V122L35 123L34 122V126L32 125V127L31 126H29L30 128H27V127H22V125H19L18 127H22L23 128V130H25V132L23 131H20V135H18L19 137H18V139H16V140H14V141H16V142H14L15 144H13V142L12 141H9V140H4V139H1L0 140V148H3L4 146H7V147H9V148H11V149H19V150H25L26 152H30V150L32 149V148H37V149H39V150H42V151H44V150H46V148H45V146L44 145H42V144H44L42 141H43V139H42V136H40V131H38V130H36V128H40V129H43V128H45V127H38L40 124H42L41 122H40V124H39V121H38V124L37 125H35ZM43 124H45V123H43ZM13 124L11 123V125H10V127L12 126ZM15 125H17V124H15ZM51 125V124H50ZM26 126V125H25ZM35 126H36V128H35ZM41 126V125H40ZM2 127H4L5 129H6V125H1V128ZM8 128L5 130V132H7V134H6V136H5V134L3 135V134H1L0 133V135L3 137V136H5L6 137V139H10L11 137H12V135H16V133L19 131V130H17V128L18 127H14V126H12L14 129H12V128H9V126H7ZM56 127V126H55ZM58 127V126H57ZM54 128V129H58V128ZM62 127H63V125H62ZM1 128H0V131H1ZM13 131V133L11 134V130ZM33 129H35V130H33ZM46 129V128H45ZM53 128L51 127V129H50V127H49V130H52ZM61 129V128H60ZM59 129V130H60ZM65 129V128H64ZM2 130H4L3 128H2ZM8 130H10V131H8ZM17 130V131H16ZM16 131V132H15ZM38 131V132H37ZM47 131V130H46ZM53 131V130H52ZM52 131H51V133H52ZM262 131H264V129L262 130ZM8 132H10V134L8 133ZM15 132V133H14ZM58 132L59 131H57V134H58ZM62 132V131H61ZM54 133V132H53ZM55 133H56V131H55ZM264 132H262V134H263ZM45 134H47L46 136H48L49 134H48V132L47 133H45ZM44 134V135H45ZM255 135V136H252L253 138V140L256 138V137H263L264 135ZM44 135H43V137H44ZM51 136H52V134H50ZM56 135V134H55ZM54 135V136H55ZM7 136H11L10 138L8 137L7 138ZM5 137H3V138H5ZM15 137H17V136H15ZM14 137V138H15ZM50 137V136H49ZM48 137V139L49 140H52V139H56V138H53L52 137V139H50ZM59 137L57 136V142H58V139ZM46 139V138H45ZM45 139H44V142H45ZM251 139V140H252ZM260 139V138H259ZM11 140V139H10ZM246 140H247V138H246ZM248 140H250L249 138H248ZM248 140H247V142H248ZM250 140V142L252 143V142H256V141H251ZM263 140H264V138H263ZM263 140H262V138H261V142L260 143H262L263 142ZM56 141V140H55ZM55 141H51V143H56ZM259 141V140H258ZM11 144H13V145H11ZM46 143H47V141H46ZM49 143V142H48ZM3 146V147H2ZM33 152H31V154H32ZM244 163V162H243ZM242 163V164H243ZM241 164V163H240ZM245 165V164H244ZM246 166V168L248 169V171H247V169H244V168H242L243 169V172H244V170L245 171H247L249 174H250V171H252V170H250V169H252L251 167H250V165H248V167H247V165H245ZM250 167V168H249ZM252 167H255V166H252ZM259 167L261 168V166H258V169H259ZM255 169V168H254ZM222 170V169H221ZM227 170H229V169H227ZM227 170H226V172H227ZM250 170V171H249ZM256 170V169H255ZM260 170V169H259ZM262 170V169H261ZM223 172V171H222ZM222 172H220L221 174H222ZM225 172V173H226ZM229 172V171H228ZM227 172V173H228ZM232 172V171H231ZM247 172H245V173H247ZM224 173V172H223ZM226 173V174H227ZM247 173V174H248ZM264 173V172H263ZM230 173H228V175H229ZM248 174V175H249ZM228 175H227V177H228ZM248 175H247V177H248ZM222 176H223V174H222ZM225 176V175H224ZM230 177H231V174H230ZM230 177H228V178H230ZM233 177V176H232ZM235 177V176H234ZM233 177V178H234ZM220 178H221V176H220ZM232 178V179H233ZM231 179V178H230ZM236 180V181H235ZM225 181H227V180H225ZM231 181V180H230ZM233 181H235V182H237V179L235 178ZM259 181V182H258ZM258 181H254V180H251V179H249L248 178V181H247V185H248V187H247V190L249 191H253V192H255L254 194H255V198H256V200H260V203H258V204H260V205H258V206H256V208L255 207H251V208H247V209H242V208H240L239 210H237L236 212H237V221L235 220L234 222H236V224H237V222H239L238 223V225H236V226H229V228H227V227H225L224 225H221L222 223L220 222L219 223V221H221V220H219V221H216V219H214V217H212L211 216V218H210V215H207V219H206V221L207 222H205L204 220H203V218H204V216L202 217V220L204 221L203 223H204V225H203V227L202 228H200L201 226V222L200 223H198L197 221H196V223H198V224H200L199 226L200 227H198L199 229H200V231L198 232V231H196V235L194 234V230L195 229H197L196 227H195V229H194V227H192L193 225H196L197 226V224L195 223V224H193L191 227L193 228V230H191V232H190V234L191 235H193L194 237H196V238H192L190 235H189V237L191 238V240H189L190 241V244H191V247H190V245H189V247H188V249H189V253L192 255L191 257L189 256V255H187L189 258H191V259H189L187 256L184 258L183 257V259L184 260H186V259H189V261L188 262H192V261H194V260H196V261H194V262H192V264H213V262H215V261H218V260H221V264H264V181H262V180H258ZM217 182V181H216ZM217 183H220V180L217 182ZM224 183V182H223ZM227 184H229V183H227ZM207 186H208V184H206ZM220 186V185H219ZM234 187H237V184H236V186L235 185H233ZM232 185H231V187H233ZM222 187V186H221ZM228 187V186H227ZM238 187H239V185H238ZM237 187V188H238ZM205 188V187H204ZM208 188V187H207ZM237 188H236V190H237ZM215 189H218V187L216 186V188ZM239 189V188H238ZM241 190H242V187L240 188ZM235 190L234 188H233V190L234 191H236V192H240L241 190ZM219 190V189H218ZM221 190H225V189H222L221 188ZM48 191L47 190H44V189H41V188H37V189H32V187H31V189L29 188L28 189V196H32L33 194H38V195H44V194H46ZM219 192H220V190H219ZM49 194H58V192L57 191H49L48 192ZM222 193V192H221ZM224 193V192H223ZM235 194V193H234ZM251 194V193H250ZM222 195V194H221ZM252 195V194H251ZM226 196V195H225ZM235 196V195H234ZM243 196V195H242ZM249 196V195H248ZM233 197V196H232ZM238 197V196H237ZM244 197V196H243ZM254 198V199H255ZM57 199H59V198H57ZM60 202H62V200H56V202H54V204L57 206H59V203ZM32 203L34 204V206H36V203H34L33 201H31L30 202V204L32 205ZM235 203V202H234ZM237 203V202H236ZM29 204V205H30ZM30 205V207L32 208V206ZM186 208V207H185ZM184 208V209H185ZM188 209L189 208H192L193 209V206L191 207V206H189V207H187ZM185 209L186 211L188 210V209ZM236 208H237V206H236ZM33 210H34V207H33ZM194 210H195V208H194ZM194 210H192V211H194ZM189 211H190V209H189ZM196 212H197V210H196ZM32 213V212H31ZM236 214V213H235ZM205 215V214H204ZM33 216H35V215H33ZM179 216V215H178ZM178 216H176L175 218H177ZM181 216V215H180ZM206 216V215H205ZM232 216H234V215H232ZM231 216V217H232ZM36 217V216H35ZM208 217L210 218V219H208ZM26 218H28V217H26ZM26 218H24V220H26ZM180 218V217H179ZM36 219H37V217H36ZM187 219V218H186ZM185 219V220H186ZM198 220H200L201 218H197ZM205 219V218H204ZM214 219V220H213ZM235 219V218H234ZM27 220H31L30 218H28ZM218 220V219H217ZM178 221V220H177ZM187 221V220H186ZM201 221V220H200ZM216 221V222H215ZM191 222V221H190ZM223 222V221H222ZM187 223V222H186ZM50 230H52V229H50ZM185 230H186V228H185ZM46 231H48V232H46ZM45 231V233H47L46 235L47 236H45V237H47V238H49L51 235H55V231L54 230H52L51 232L49 231V229H47ZM183 231V230H182ZM192 231H193V234H192ZM42 233H44V232H42ZM41 233V234H42ZM158 233V232H157ZM166 233V232H165ZM165 233H163V234H165ZM169 234H171V233H169ZM184 234H185V231H184ZM168 235V234H167ZM171 235H173V234H171ZM171 235H169V239H170V236ZM186 235V234H185ZM153 236V235H152ZM164 236V235H163ZM178 237V236H177ZM183 237V236H182ZM166 238H168V236H166ZM189 238V239H190ZM155 239H157L156 237H154V240ZM171 239H172V236H171ZM179 239V238H178ZM195 239V240H194ZM182 240H184V239H182ZM45 241H46V238H45ZM174 241H175V239H174ZM177 241V240H176ZM181 241V240H180ZM209 241H211L212 243H211V245H208V242ZM50 243V242H49ZM58 243V242H57ZM189 243V242H188ZM51 244V243H50ZM49 244V245H50ZM56 244V243H55ZM58 245L59 244H56V249H58L57 251L58 252H62L60 249H59V247H58ZM54 248V250H55V246H53ZM58 247V248H57ZM131 248V247H130ZM138 249H139V247H138ZM144 253V252H143ZM185 253H186V251H185ZM184 253V254H185ZM188 253V252H187ZM131 254H134V253H131ZM135 255V254H134ZM137 255V254H136ZM185 256V255H184ZM127 257V256H126ZM131 257V256H130ZM140 257V256H139ZM195 257V258H197L198 259V261H197V259H193V258ZM134 258V257H133ZM193 259V260H192ZM131 261V260H130ZM133 261V260H132ZM134 262V261H133ZM156 262V261H155ZM186 262V261H185ZM154 264V263H153Z\"/></svg>",
    "mask_w": 264,
    "mask_h": 264
}]
</instances>
